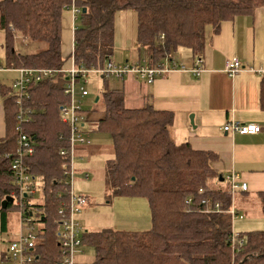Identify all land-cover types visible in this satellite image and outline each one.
Segmentation results:
<instances>
[{
    "label": "trees",
    "instance_id": "16d2710c",
    "mask_svg": "<svg viewBox=\"0 0 264 264\" xmlns=\"http://www.w3.org/2000/svg\"><path fill=\"white\" fill-rule=\"evenodd\" d=\"M73 3L81 9L82 20L75 32V60L91 70L103 68L114 54V22L120 11L136 13L138 45L149 64L156 66L174 59L182 48L200 58L210 31L218 33L223 22L253 15L264 7V0H0L7 68H65L62 16ZM103 80L105 87L109 86V80ZM65 83L66 78L60 75L33 86L27 104L33 114L25 130L35 153L26 164L31 175L43 183L42 203H34L30 209L42 231L36 264H61L58 209L69 201L59 156L70 141L69 128L59 116L61 105L68 101ZM99 102L104 117L95 131L106 132L113 140V157L106 163L104 177L109 198L145 199L152 227L146 231H85L83 246L95 251V260L88 264H264V230L251 232L247 238L233 230V217L226 213L232 207L233 194L230 187L220 184L221 178L223 183L229 180L213 168L218 158L215 153L195 150L189 143L176 144L170 132L173 113L157 111L151 104L127 109L123 90L105 89ZM261 104L264 109V79ZM4 107L7 131L0 139L2 233L8 231L10 211L18 207L11 172L18 110L11 89ZM214 181L219 187L211 188ZM8 197L14 201L2 209ZM259 198L264 215V192ZM206 199L211 209L219 203L224 212H205L202 201ZM46 226L54 228L45 234ZM233 239L244 243L234 246Z\"/></svg>",
    "mask_w": 264,
    "mask_h": 264
},
{
    "label": "crops",
    "instance_id": "0c3cea01",
    "mask_svg": "<svg viewBox=\"0 0 264 264\" xmlns=\"http://www.w3.org/2000/svg\"><path fill=\"white\" fill-rule=\"evenodd\" d=\"M79 16L81 17L73 12L72 6L64 9L62 54L66 60L65 68L71 66L77 30L75 22ZM137 34L136 32L133 36L131 52L126 56H121L120 51L114 53L111 58L113 62L124 64L147 60L145 52L138 45ZM196 58L191 50L182 48L174 59L192 67ZM200 58L204 72L199 77L186 72H173L153 82L126 77L123 80L114 79V87L106 86L105 89L123 90L127 109H141L151 104L157 111L173 113L174 123L170 132L176 144L189 143L195 150L215 153L218 158L213 163V168L218 173L225 178L236 174L241 183L248 184V191H237L232 202V208L236 212L233 218L244 219L241 212L248 209L243 204L245 197H250V194L259 197L264 192V109L261 104L264 79V7L258 8L253 15L238 16L234 20L223 22L218 33L210 31ZM233 58H238L243 68L230 76L226 72V64ZM0 65V139H3L7 131L4 103L13 81L19 76L20 68H7L5 50L0 52ZM100 96L96 97L98 101H94L96 106L101 105ZM87 115L85 130L88 122L97 126L98 121L104 117V112L100 113L95 108L92 114ZM191 116L194 117L193 124ZM232 121L256 124L262 131L256 135L226 133L224 127ZM96 151L99 150L90 149V146L77 149L79 156L95 154ZM81 173L84 178L90 172L85 170ZM223 187H230V184L226 182ZM139 200L149 206L145 199ZM143 225L136 221L130 224L135 229L114 230L146 231L151 229L152 222L150 227L145 222V230ZM81 259L82 257L77 259L79 264Z\"/></svg>",
    "mask_w": 264,
    "mask_h": 264
},
{
    "label": "built area",
    "instance_id": "2783aa9c",
    "mask_svg": "<svg viewBox=\"0 0 264 264\" xmlns=\"http://www.w3.org/2000/svg\"><path fill=\"white\" fill-rule=\"evenodd\" d=\"M75 14H81V9L72 4ZM243 68L242 62L238 58L229 60L226 64V72L234 76ZM0 69H2L0 65ZM173 72L192 73L200 76L204 72L201 58L193 62L192 67L176 61L166 59L165 61L152 66L147 60L143 62H133L116 64L111 59L106 62L103 68L88 69L79 66L75 60V50L72 52L71 66L69 68L49 69V68H20L19 76L11 85V94L14 96L17 107V147L12 156L11 172L13 180L17 185L16 202L22 218L20 233L15 239L10 241L5 249L0 251V264H36V256L41 227H38L34 216H29L31 212L32 200L36 193L35 178L29 172L26 160L35 153V146L32 138L26 133L25 125L30 123L33 111L27 104L31 101L33 86L50 81L60 75H64L66 83L64 94L68 101L61 105L59 116L61 122L69 128V147L59 152L62 158V168L64 180L62 181L63 190L68 193L69 201L62 204L58 209V246L60 248L61 264H79L78 255L84 253L83 235L85 233L83 225L76 220V214L80 213L87 205V199L83 196L76 197L72 191V184L77 172L74 169V158L77 156V149L90 145L89 133L85 130L84 122L87 114L83 108V99L89 96L87 85L90 75L123 80L126 77H134L143 82H153L157 78L164 77ZM226 133H238L241 135H256L262 129L256 124H243L232 121L225 125ZM89 175H85L88 179ZM229 180V181H228ZM230 184L231 194L237 191L247 192L248 184L241 183L238 175L227 176ZM203 192V190H201ZM210 200L202 201L207 213H223L219 203L214 204V208L209 207ZM226 213L232 217L236 216L235 210L231 207ZM36 220V219H35ZM244 243L243 240L233 239V244Z\"/></svg>",
    "mask_w": 264,
    "mask_h": 264
},
{
    "label": "rangeland",
    "instance_id": "374dc122",
    "mask_svg": "<svg viewBox=\"0 0 264 264\" xmlns=\"http://www.w3.org/2000/svg\"><path fill=\"white\" fill-rule=\"evenodd\" d=\"M81 17L77 18L75 22L76 27L81 26ZM115 50L114 53H119L121 56H126L131 52L133 47V36L137 32V16L133 10L120 11L115 16ZM5 33L0 30V52H4ZM18 49H22V43L18 42ZM122 50V51H121ZM30 52L28 50H25ZM106 78V77H104ZM109 80V86L114 87V79L106 78ZM105 81L103 77L97 75H90L89 84L87 90L89 96L83 99V108L86 114H92L95 108L99 109V112H104L102 105H95L94 101L96 97H99L102 92L105 91ZM88 117V115H87ZM86 130H89L90 149H97L95 154H84V156H75L74 169L77 172L75 180L72 184V191L76 197L88 198V205L82 209V211L76 214L75 218L79 221L85 231H102L105 228L113 229H135L130 224L136 221L143 223V230H145V222L148 223V227L151 225V216L148 214L150 211L146 202H141L139 198H109V193L104 182V169L111 157H113V140L110 134L106 132L95 131V124H86ZM87 147V146H85ZM88 170L90 173L89 179L82 178L83 171ZM80 173V175H79ZM214 181L211 182V188L219 187ZM42 182L40 179H35L36 193L34 199L31 201L34 203H42ZM220 184H224L220 182ZM234 195V194H233ZM245 204L248 209L243 210L241 214L244 219L233 218L234 232L243 233L247 238V234L254 231L264 230V215L262 213V203L260 198L256 194H250V197H245ZM257 198L259 200H257ZM16 206L18 205L17 202ZM149 205V204H148ZM138 211V213H137ZM55 212L53 216H50L51 220H54ZM137 217V218H136ZM8 231L2 233L0 231V251L5 249L10 241L16 238L20 233L22 218L20 215L19 207L13 209L9 213ZM38 227H41V224ZM47 227L45 234L53 230L54 226ZM84 253L78 255L82 257V264L92 263L95 260V251L93 248L84 247ZM77 257V259H78ZM80 263V264H81Z\"/></svg>",
    "mask_w": 264,
    "mask_h": 264
},
{
    "label": "water",
    "instance_id": "95a60500",
    "mask_svg": "<svg viewBox=\"0 0 264 264\" xmlns=\"http://www.w3.org/2000/svg\"><path fill=\"white\" fill-rule=\"evenodd\" d=\"M83 12H85V10H83ZM96 100L98 101V98H97ZM190 119H191V124H193V123H194V117L191 116ZM223 181H224V179L221 178V182H223ZM13 201H14L13 198L8 197L6 200H4V201L2 202V205H1V206H2V209H7L9 203H13ZM28 215L31 217V216H33V213L30 212ZM43 220H44V219L42 218V221H43Z\"/></svg>",
    "mask_w": 264,
    "mask_h": 264
}]
</instances>
